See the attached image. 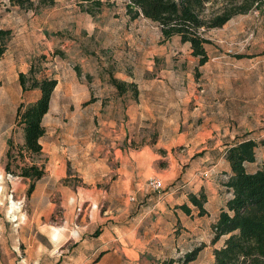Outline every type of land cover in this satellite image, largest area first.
Wrapping results in <instances>:
<instances>
[{
	"label": "rangeland",
	"instance_id": "1",
	"mask_svg": "<svg viewBox=\"0 0 264 264\" xmlns=\"http://www.w3.org/2000/svg\"><path fill=\"white\" fill-rule=\"evenodd\" d=\"M105 1L93 16L75 0L38 11L0 0V28L13 32L0 62V93L8 97L0 105V264H90L81 243L101 233L100 213H146L132 236L142 240L139 259L123 253L100 264H181L197 248L190 264H213L224 243L213 244L215 224L231 196L223 186L227 146L254 139L260 161L248 170L264 163V4L209 31V61L199 66L190 44L165 40L143 16L133 20L125 0ZM42 55L49 61L42 71L59 85L44 120L48 176L29 197V181L4 166L10 138L22 137L11 97L18 91L28 103L40 96L23 93L19 75ZM112 76L136 88L121 94ZM91 165L93 178L84 182L78 169ZM152 178L164 189L151 191ZM176 190L184 195L177 212L151 211L157 197ZM202 191L211 200L203 217L189 200ZM142 229L156 237L146 243Z\"/></svg>",
	"mask_w": 264,
	"mask_h": 264
},
{
	"label": "trees",
	"instance_id": "2",
	"mask_svg": "<svg viewBox=\"0 0 264 264\" xmlns=\"http://www.w3.org/2000/svg\"><path fill=\"white\" fill-rule=\"evenodd\" d=\"M9 1L21 9L37 11L55 3V0ZM75 1L83 12L93 16L100 13L107 3L105 0ZM107 1L109 3L111 0ZM125 1L127 13L133 20L143 16L158 25L165 40L179 37L182 43L190 44L193 56L199 58V66L209 61L207 47L212 44L207 36L209 31L222 28L234 17L248 14L264 4V0ZM12 37V30L0 28V61ZM40 60L32 63L28 73L21 72L19 75L23 93L39 91L40 96L19 105L15 125L21 130L22 137L18 142L14 137L10 138L4 166L7 174L29 181V197L35 192L37 183L48 175V160L42 144L47 134L44 120L51 110L59 85L54 75L42 71L41 62H49L48 57L42 55ZM111 84L121 94L126 93L128 86L136 88L135 84H128L113 76ZM258 147L256 140L245 139L226 148L224 158L229 164L230 173L227 172L229 178L224 186L231 196L215 224L213 244L223 238L224 243L214 250L213 264H264V163L254 171L248 170L250 164L257 162ZM189 200L201 217L207 213L205 204L208 197L204 191L200 195L189 194ZM181 208L188 214L192 211L188 204ZM200 251L201 248H197L187 253L181 264L196 261Z\"/></svg>",
	"mask_w": 264,
	"mask_h": 264
},
{
	"label": "crops",
	"instance_id": "3",
	"mask_svg": "<svg viewBox=\"0 0 264 264\" xmlns=\"http://www.w3.org/2000/svg\"><path fill=\"white\" fill-rule=\"evenodd\" d=\"M22 91H23V89H22ZM18 93L19 92L17 91L16 98L11 97V102L12 103L16 102V104H17L16 114H17L18 107L21 104L19 101L20 96L18 95ZM5 95H6V93H0V105L4 101V99H8V97ZM53 99H54V96H53ZM52 107H53V100L51 103V110L48 113V115H50V113L52 111ZM46 117H45V119H46ZM11 127H12V125L9 124L8 129L10 130ZM2 131H3V122H1V120H0V135H2ZM239 142H241V141H239ZM223 157H225V154L223 155ZM224 161L226 164V170H227V172L230 173V167H229V164L226 162L225 158H224ZM259 161L260 160H259V157L257 155V162L255 163V165H257L259 163ZM250 165H252V164H250ZM95 170L96 169H95L94 165H91L88 169H78V171L81 172V177L84 179V182L91 181V178H93L92 173ZM43 179H45V178H43ZM176 192H177V190L174 192H170V193L166 192L162 196L157 197V199H155L154 203L152 204L151 211L156 210L157 207H162L163 209L173 208V210H174L175 206L179 204L178 200L182 199V197H184V195L182 197H179L177 195L175 196ZM207 193H208V190H207ZM210 202H211V200H209V198H208V202L205 204L206 211H207V204H209ZM179 205H181V204H179ZM223 207H221L220 212L222 211ZM174 211L177 212V209H175ZM220 212H219V214H220ZM145 214L146 213L140 214L141 219H139V218L134 219L131 217L130 214L126 215L125 213L117 215V216H110L108 218H104L105 215L108 216V213L107 214L106 213H104V214L100 213L98 215V219H100V221H102L100 224L101 225V228H100L101 233L98 236H86V239H83V242L81 243L82 247H88V250H87L88 255L87 256L91 260L90 264H100L105 259H111V257L117 258V260L119 261V254H123V253H125L127 255V257H128V255H130V256L133 255L134 259H136V260L139 259V254L142 251V247H143L142 240L136 239L134 241L132 236L134 233L139 232V229H140L139 225H140V222L143 220V217ZM136 224H139V225H137V227H135ZM141 232H143V229L141 230ZM156 234L157 233H156L155 229L154 230L149 229V230L143 232V234L141 236L143 237L145 242L148 243L146 241L147 236L152 235V238H154V237H156ZM85 245H87V246H85ZM91 258H94V259H91Z\"/></svg>",
	"mask_w": 264,
	"mask_h": 264
},
{
	"label": "built area",
	"instance_id": "4",
	"mask_svg": "<svg viewBox=\"0 0 264 264\" xmlns=\"http://www.w3.org/2000/svg\"><path fill=\"white\" fill-rule=\"evenodd\" d=\"M149 189L151 191H161L164 189L163 180L160 178H152L149 181Z\"/></svg>",
	"mask_w": 264,
	"mask_h": 264
}]
</instances>
